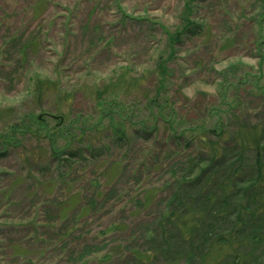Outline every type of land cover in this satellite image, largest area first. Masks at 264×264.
<instances>
[{
  "label": "rangeland",
  "instance_id": "1",
  "mask_svg": "<svg viewBox=\"0 0 264 264\" xmlns=\"http://www.w3.org/2000/svg\"><path fill=\"white\" fill-rule=\"evenodd\" d=\"M237 116L264 124V0H0V264H161L142 163Z\"/></svg>",
  "mask_w": 264,
  "mask_h": 264
},
{
  "label": "trees",
  "instance_id": "2",
  "mask_svg": "<svg viewBox=\"0 0 264 264\" xmlns=\"http://www.w3.org/2000/svg\"><path fill=\"white\" fill-rule=\"evenodd\" d=\"M192 25L198 27L186 23L187 28ZM152 116L155 126L159 115ZM238 118L233 128L208 127L211 137L201 136L197 154L155 152L142 163L150 171L169 163L172 172L163 207L141 232L148 259L161 264H264V124L247 125ZM147 198L145 194L142 203ZM130 253L134 264L145 262L136 246Z\"/></svg>",
  "mask_w": 264,
  "mask_h": 264
}]
</instances>
